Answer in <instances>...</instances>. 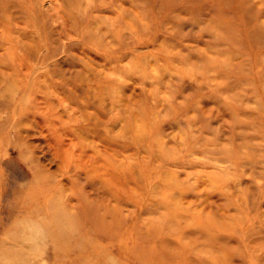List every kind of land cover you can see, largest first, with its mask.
<instances>
[{"label": "rangeland", "instance_id": "obj_1", "mask_svg": "<svg viewBox=\"0 0 264 264\" xmlns=\"http://www.w3.org/2000/svg\"><path fill=\"white\" fill-rule=\"evenodd\" d=\"M0 264H264V0H0Z\"/></svg>", "mask_w": 264, "mask_h": 264}]
</instances>
